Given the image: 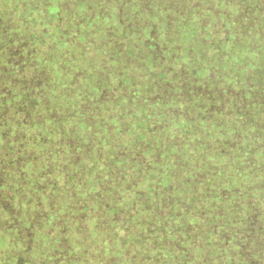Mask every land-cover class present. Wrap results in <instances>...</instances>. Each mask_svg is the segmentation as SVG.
<instances>
[{"label":"trees","instance_id":"16d2710c","mask_svg":"<svg viewBox=\"0 0 264 264\" xmlns=\"http://www.w3.org/2000/svg\"><path fill=\"white\" fill-rule=\"evenodd\" d=\"M0 264H264V0H0Z\"/></svg>","mask_w":264,"mask_h":264}]
</instances>
